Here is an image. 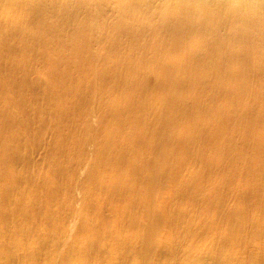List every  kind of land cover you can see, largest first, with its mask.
Wrapping results in <instances>:
<instances>
[{
  "label": "bare ground",
  "instance_id": "bare-ground-1",
  "mask_svg": "<svg viewBox=\"0 0 264 264\" xmlns=\"http://www.w3.org/2000/svg\"><path fill=\"white\" fill-rule=\"evenodd\" d=\"M181 253L264 264V0H0L1 264Z\"/></svg>",
  "mask_w": 264,
  "mask_h": 264
},
{
  "label": "rangeland",
  "instance_id": "rangeland-1",
  "mask_svg": "<svg viewBox=\"0 0 264 264\" xmlns=\"http://www.w3.org/2000/svg\"><path fill=\"white\" fill-rule=\"evenodd\" d=\"M73 226V227H71ZM71 233H74L77 225H71ZM83 233L80 234V237L82 238ZM70 238V236L68 237ZM27 246L34 244V239H27L26 240ZM21 245V241L19 238L15 237L13 240V246L18 248ZM12 247V245L10 246ZM199 253H189V254H177V255H170L167 257L166 260H163L161 264H168V262L177 263V264H194V261H196L199 258ZM4 261L2 257H0V264Z\"/></svg>",
  "mask_w": 264,
  "mask_h": 264
}]
</instances>
